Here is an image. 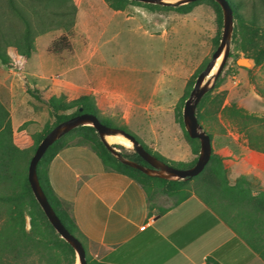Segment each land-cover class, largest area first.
<instances>
[{
  "label": "rangeland",
  "instance_id": "rangeland-1",
  "mask_svg": "<svg viewBox=\"0 0 264 264\" xmlns=\"http://www.w3.org/2000/svg\"><path fill=\"white\" fill-rule=\"evenodd\" d=\"M113 1L74 0L77 7L71 29L42 32L28 57L11 66L0 61V98L11 110V125H18L16 136H31L54 120L47 101L50 96L92 93L100 117L137 134L168 159L190 161L198 153L192 151L178 119V104L188 83L194 84L199 68L211 58L217 31L222 33L214 4L200 0L191 10L180 12L140 0H126L116 8ZM234 1L246 18L255 3L259 19L257 24L246 23L247 51L231 39L232 54L221 70L219 84L211 86L203 127L212 133V149L227 163L229 180L244 174L252 187L259 188L264 187V151L252 146L250 137L264 142V59L256 63L247 52L264 47V5L262 0ZM233 21V28L241 31L243 26L236 18ZM61 33L67 34L70 46L48 51L51 40ZM241 57L248 62H239ZM232 106L249 115L233 113ZM110 142L121 152L134 150L133 145ZM174 199L161 192L152 197L157 207ZM85 241L87 255L94 257L97 246Z\"/></svg>",
  "mask_w": 264,
  "mask_h": 264
},
{
  "label": "trees",
  "instance_id": "trees-1",
  "mask_svg": "<svg viewBox=\"0 0 264 264\" xmlns=\"http://www.w3.org/2000/svg\"><path fill=\"white\" fill-rule=\"evenodd\" d=\"M125 1L114 0L112 4L116 8H121ZM199 1L190 0L180 4L149 2V4L187 12ZM210 1L214 4L217 24L220 29L223 26L222 9L216 0ZM228 1L233 9V20L236 18L237 23L243 26L241 31L234 26L231 39L235 42L236 47L239 46L247 51L246 45L250 42V37L248 35L249 26H246V23L257 24L259 19L257 7L254 3L250 17L246 18L237 9L234 0ZM262 3L264 5V0ZM76 7L74 0H0V61L6 66H11L16 62L9 53V48L24 58L28 57L34 49L35 37L42 32L56 27H61L64 30L71 29ZM220 32L218 30L214 36L216 46L221 38ZM69 46L67 34L61 33L51 40L47 48L50 51L59 52ZM231 54L229 52V55ZM247 55L252 56L256 63H260L264 59V47L255 52H247ZM205 65L201 66L199 71ZM221 70L215 79V86L219 84ZM192 84V81L188 83L185 96L181 97L178 104V119L182 127L184 123L181 105L190 92ZM211 91L212 88L210 87L196 105V116L202 126L206 113L205 104ZM47 101L51 113L54 114V120L50 124H46L40 131L31 134V144L20 146L13 138L9 110L0 100V264H74L75 261L74 248L56 231L33 194L27 178L28 163L38 142L46 132L57 122L75 113L93 112L106 124L113 125V123L99 116L92 93H82L73 98H66L65 94L61 93L59 96H50ZM70 107H74V110L65 112ZM231 109L233 113H240L243 116L249 115L245 111L240 112L241 108L232 106ZM124 129L134 134L148 151L172 165L187 167L194 164L197 159L198 154L190 161L168 159L159 151L148 146L137 134ZM183 130L191 143L192 151L199 153V139L189 136L185 128ZM206 131L212 138V133ZM66 134H68L67 137ZM70 143L89 144L98 154L105 168L124 172L138 181L147 194L150 206L154 204L152 197L156 192L175 196L174 202H178L191 191H194L202 200L214 208L224 221L264 259V188H253L250 180L244 174L237 176L233 182H230L227 166L220 153L212 149L205 166L193 176L167 178L157 174L145 173L137 167L122 162L105 145L93 125L80 124L56 138L46 148L37 161L36 173L48 201L62 223L82 241L87 264L112 263L99 261L87 255L86 239L73 218L71 203L57 195L48 177V165L51 158L60 148ZM250 144L264 151V142L256 143L250 137ZM122 154L145 165L149 164L135 149L130 152H122ZM195 176H197L196 179H193ZM192 181L193 186L189 187V183ZM165 209L166 206L158 207L159 212Z\"/></svg>",
  "mask_w": 264,
  "mask_h": 264
},
{
  "label": "crops",
  "instance_id": "crops-1",
  "mask_svg": "<svg viewBox=\"0 0 264 264\" xmlns=\"http://www.w3.org/2000/svg\"><path fill=\"white\" fill-rule=\"evenodd\" d=\"M9 53L15 61L24 58L14 55L11 48ZM17 128L13 122L14 141L20 146L31 144L30 135L17 138ZM22 131L28 134L25 128ZM48 177L57 195L71 203V213L85 239L97 246L92 257L96 260L112 264H264L258 252L194 191L178 202L162 205L166 209L159 212L158 204L149 205L138 181L105 168L87 143L60 148L49 162Z\"/></svg>",
  "mask_w": 264,
  "mask_h": 264
},
{
  "label": "water",
  "instance_id": "water-1",
  "mask_svg": "<svg viewBox=\"0 0 264 264\" xmlns=\"http://www.w3.org/2000/svg\"><path fill=\"white\" fill-rule=\"evenodd\" d=\"M144 2L152 3H162V4H180L185 3L190 0H140ZM221 9L223 16V29L221 33V38L212 53L211 58L208 60L206 65L197 74L194 84L189 92V95L184 100L182 109V119L187 130V133L191 137H197L200 142V149L197 159L194 164L187 167H178L164 161L163 159L157 157L150 151H148L142 143L134 136V134L126 131L124 128L114 125L106 124L101 121L97 114L88 111H81L65 118L55 125H53L46 134L38 142L34 152L32 153L28 168H27V178L29 184L33 191V194L37 201L39 202L41 208L43 209L45 215L47 216L50 223L56 229V231L67 240L75 250L76 256L79 260V264H87L86 262V252L82 241L72 232L66 228L62 223L59 216L51 206L48 198L40 185L39 179L36 173V164L39 158L42 156L46 148L62 134L70 130L71 128L80 124H91L95 127L100 138L105 142V145L115 154L122 162H125L131 166L137 167L145 173L157 174L167 178H184L186 176H193L197 174L207 163L211 150L212 143L208 132L203 128L202 124L199 122L196 116V105L201 98V96L213 86L216 77L218 76L220 70L223 68L225 61L229 55L231 34L233 30V9L228 0H216ZM222 54V58L217 66L215 72L206 78L210 69L214 65L218 55ZM239 59L246 60V57H241ZM238 59V61H239ZM240 62V61H239ZM246 62V61H245ZM243 62V63H245ZM247 63V62H246ZM205 79V80H204ZM122 133L124 136L128 137L132 141L133 148L149 163L148 165L142 164L134 159L125 157L120 150L115 148L110 141L106 139L107 134Z\"/></svg>",
  "mask_w": 264,
  "mask_h": 264
},
{
  "label": "bare ground",
  "instance_id": "bare-ground-1",
  "mask_svg": "<svg viewBox=\"0 0 264 264\" xmlns=\"http://www.w3.org/2000/svg\"><path fill=\"white\" fill-rule=\"evenodd\" d=\"M221 58H222V54H220V55L217 56L214 65H213L212 68L210 69L209 73L206 75L205 79H206V78H209V77L215 72V70L217 69V66H218V64H219V62H220V60H221ZM239 61H240V62H245V61L248 62L247 59H246V60H244V59H239ZM205 79H204V80H205ZM116 134H117V135H116ZM106 139H107L108 141H117V142H120V143H122V144H124V145L132 146V141H131L128 137H126V136H124V135H121L120 133L107 134V135H106ZM77 264H78V263H77Z\"/></svg>",
  "mask_w": 264,
  "mask_h": 264
}]
</instances>
